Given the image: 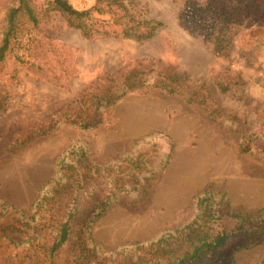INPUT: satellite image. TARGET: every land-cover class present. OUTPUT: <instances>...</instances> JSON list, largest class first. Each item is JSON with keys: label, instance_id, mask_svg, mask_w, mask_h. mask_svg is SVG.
Instances as JSON below:
<instances>
[{"label": "rangeland", "instance_id": "1", "mask_svg": "<svg viewBox=\"0 0 264 264\" xmlns=\"http://www.w3.org/2000/svg\"><path fill=\"white\" fill-rule=\"evenodd\" d=\"M7 1L0 0V30ZM137 1L149 16L163 22L144 41L84 38L58 12L47 10V0H32L39 25L26 27L16 51L22 59L11 55L0 75V91L8 96L6 109L0 113V204L28 211L39 187L53 176L58 155L78 138L86 141L96 161L114 156L134 141L147 152L168 155L146 201L129 204L120 200L92 224L93 239L106 247L147 240L186 220L193 212L194 194L205 187L226 192L232 207L264 208V18L257 16L264 8L254 7L252 29L244 32L246 39L253 37L258 44L244 55L243 42H239L226 57L183 25L179 17L183 0ZM69 2L82 9L94 0ZM43 35L47 39L40 40ZM47 40L50 45L45 44ZM51 47L60 53L61 63L55 61L58 53ZM36 51L41 53L39 70L33 62ZM157 60L176 65L191 78L203 79L210 98L232 114L233 122L216 125L202 107L186 103L179 95L157 89L131 91L94 129L55 123L46 135L10 147L12 139L21 140L41 122L51 123L58 111L74 106V97L94 77L125 64ZM226 69L238 72L240 78L230 90L221 92L215 80ZM240 138L247 141L248 152L239 151ZM187 159L192 164L203 162V169L191 175L183 165ZM34 259L25 257L19 263L32 264ZM234 264H264V238L235 251Z\"/></svg>", "mask_w": 264, "mask_h": 264}, {"label": "trees", "instance_id": "2", "mask_svg": "<svg viewBox=\"0 0 264 264\" xmlns=\"http://www.w3.org/2000/svg\"><path fill=\"white\" fill-rule=\"evenodd\" d=\"M46 3L47 10L58 12L84 38L144 41L163 26L137 0H94L82 9L69 0ZM255 6L263 9L264 0H183L179 17L188 30L207 40L216 54L229 57L243 42L245 55L258 44L253 37H244V32L252 29ZM263 12L258 11L257 16L264 18ZM38 25L32 0L7 1L0 30V75L11 55L22 59L16 51L26 27ZM50 50L58 53L55 61L61 63L58 50ZM40 54L33 53L37 70L42 68ZM227 71L215 80L221 92L230 90L240 78L238 72ZM155 89L202 107L216 125L233 122L232 114L210 98L203 79L191 78L185 70L159 60L138 62L94 77L74 97V106L58 111L51 123L41 122L21 140L12 139L10 147L46 135L55 123L94 129L128 92ZM7 102V94L0 91V113ZM238 149L250 150L245 138L239 139ZM167 161V154L147 152L136 141L114 156L96 161L85 140H72L56 158L53 176L39 187L28 211L0 204V264H21L19 260L25 257H35L32 264H234L235 251L264 238V208L232 207L226 192L205 187L194 194L189 218L147 240L106 247L93 239L92 224L111 206L120 200L129 204L147 200L153 179Z\"/></svg>", "mask_w": 264, "mask_h": 264}, {"label": "bare ground", "instance_id": "3", "mask_svg": "<svg viewBox=\"0 0 264 264\" xmlns=\"http://www.w3.org/2000/svg\"><path fill=\"white\" fill-rule=\"evenodd\" d=\"M203 164H204L203 162H200L198 160H196L192 164V163H190V160L189 159H187V161H184V163H183V165L185 166L184 168L187 169L188 172L191 175H196L197 173H199L203 169ZM203 174H205V173H203Z\"/></svg>", "mask_w": 264, "mask_h": 264}]
</instances>
